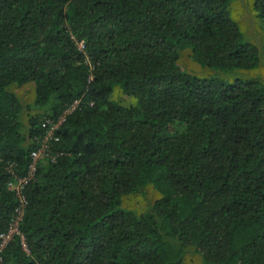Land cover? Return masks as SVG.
<instances>
[{"label": "trees", "instance_id": "obj_1", "mask_svg": "<svg viewBox=\"0 0 264 264\" xmlns=\"http://www.w3.org/2000/svg\"><path fill=\"white\" fill-rule=\"evenodd\" d=\"M234 1L0 0V233L46 121L81 102L24 189L26 249L15 236L3 264H264V84L231 77L263 57ZM253 9L264 27V0ZM186 49L213 75L186 71ZM29 84L31 105L14 91ZM150 186L147 212L123 206Z\"/></svg>", "mask_w": 264, "mask_h": 264}, {"label": "rangeland", "instance_id": "obj_2", "mask_svg": "<svg viewBox=\"0 0 264 264\" xmlns=\"http://www.w3.org/2000/svg\"><path fill=\"white\" fill-rule=\"evenodd\" d=\"M231 11L233 19L239 24L244 34V41L256 44L261 50L263 57L262 65L256 70L237 71L231 77L237 76L244 79L255 78L264 84V27L260 19L257 17V13L253 9V0H235L231 5ZM179 63L186 71L193 75L199 77L213 75L212 71L202 68L197 62L193 60L192 53L189 49H186L181 53ZM14 91L26 104L31 105L33 103L35 95L32 84L23 86L21 88H15ZM113 98L125 106L137 104V100L135 98L124 95L120 90L115 92ZM28 113L35 114L34 111ZM26 119L27 117H25V121ZM160 197L161 193L153 186H150L146 189L145 195L137 194L125 197L123 200V206L141 214L147 212ZM185 264L203 263L197 254L190 252L186 257Z\"/></svg>", "mask_w": 264, "mask_h": 264}, {"label": "built area", "instance_id": "obj_3", "mask_svg": "<svg viewBox=\"0 0 264 264\" xmlns=\"http://www.w3.org/2000/svg\"><path fill=\"white\" fill-rule=\"evenodd\" d=\"M80 105L81 102L76 101L57 119V121L55 122L51 120L46 121L47 131L45 132V135L42 138L38 139V142L40 143V147L34 149L31 153L32 162L29 167V172L27 176L16 178L13 182L9 183V189L16 193L17 198L19 200V208L16 210L15 217L11 222L9 228L5 232L0 233V264H3V259H2L3 251L15 238V236H20L22 245L26 249L25 238L21 234L19 229L20 223L22 221L27 206V200L23 193L24 189L29 184V182L36 176L38 162L43 160H50L52 162L56 161L57 156L54 154L55 152L53 151L52 143L59 142L60 138L57 135L58 131L66 121L67 116L73 113ZM12 168L13 166L10 167V172L14 174Z\"/></svg>", "mask_w": 264, "mask_h": 264}]
</instances>
